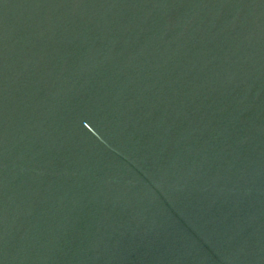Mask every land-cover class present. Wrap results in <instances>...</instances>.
Returning a JSON list of instances; mask_svg holds the SVG:
<instances>
[{"label": "water", "instance_id": "water-1", "mask_svg": "<svg viewBox=\"0 0 264 264\" xmlns=\"http://www.w3.org/2000/svg\"><path fill=\"white\" fill-rule=\"evenodd\" d=\"M0 264H264V0H0Z\"/></svg>", "mask_w": 264, "mask_h": 264}]
</instances>
